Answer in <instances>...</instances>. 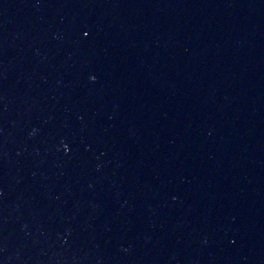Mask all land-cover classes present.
<instances>
[{"label":"water","instance_id":"1","mask_svg":"<svg viewBox=\"0 0 264 264\" xmlns=\"http://www.w3.org/2000/svg\"><path fill=\"white\" fill-rule=\"evenodd\" d=\"M0 264H264V0H0Z\"/></svg>","mask_w":264,"mask_h":264}]
</instances>
